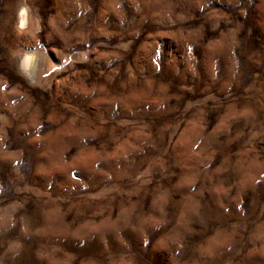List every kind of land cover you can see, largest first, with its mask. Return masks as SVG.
<instances>
[{
    "label": "rangeland",
    "instance_id": "1",
    "mask_svg": "<svg viewBox=\"0 0 264 264\" xmlns=\"http://www.w3.org/2000/svg\"><path fill=\"white\" fill-rule=\"evenodd\" d=\"M0 264H264V0H0Z\"/></svg>",
    "mask_w": 264,
    "mask_h": 264
},
{
    "label": "bare ground",
    "instance_id": "2",
    "mask_svg": "<svg viewBox=\"0 0 264 264\" xmlns=\"http://www.w3.org/2000/svg\"><path fill=\"white\" fill-rule=\"evenodd\" d=\"M26 8H22L19 13V20L25 22L27 19ZM32 20V19H31ZM21 60L19 70L30 77V79H37L40 76L42 68L46 65L47 59L41 49L25 47L20 54ZM25 75V76H26Z\"/></svg>",
    "mask_w": 264,
    "mask_h": 264
}]
</instances>
